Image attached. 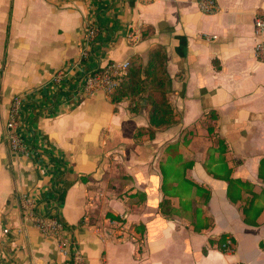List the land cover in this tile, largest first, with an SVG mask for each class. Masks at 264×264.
Instances as JSON below:
<instances>
[{"label":"crops","instance_id":"crops-1","mask_svg":"<svg viewBox=\"0 0 264 264\" xmlns=\"http://www.w3.org/2000/svg\"><path fill=\"white\" fill-rule=\"evenodd\" d=\"M215 2L205 13L197 0H0V264H67L53 237L23 222V192L69 227L82 264H264V62L254 55L264 0ZM88 25L96 35L79 62ZM156 47L177 122L135 136L149 124L145 101L133 112L129 99L82 95L80 80ZM60 69L68 75L53 83ZM15 94L27 154L5 140ZM122 214L141 243L116 237L108 220Z\"/></svg>","mask_w":264,"mask_h":264},{"label":"built area","instance_id":"built-area-1","mask_svg":"<svg viewBox=\"0 0 264 264\" xmlns=\"http://www.w3.org/2000/svg\"><path fill=\"white\" fill-rule=\"evenodd\" d=\"M197 4L202 12L211 13L217 8L215 0H197ZM264 32V17L256 16L254 20V33L257 36ZM96 35V29L90 25L86 28L84 46L81 50L80 60L86 58L87 49L90 41ZM254 55L257 60L264 62V40L260 39L254 45ZM129 61L124 62H108L104 67L87 73L80 80V91L82 95H91L96 91H104L110 93L111 90L119 83L120 79L126 74V69ZM68 75V71L60 69L52 75L53 83L62 82ZM24 100L23 94H15L12 96L7 120L5 123V140L9 150L14 153L27 154V147L23 143L19 132L18 122ZM95 200L94 196L87 198V206H91ZM20 213L24 223H28L36 228L44 236L53 237L56 241L58 252L66 258L67 264H82V255L79 248L76 246L74 239L71 237L69 227L60 219L55 211L48 214H40L36 211V204L32 196L23 192L18 196ZM87 222L89 217L87 213L83 217ZM109 224L118 230V239L131 240L136 243H141L142 239L138 236L135 230L130 229L131 225L126 221V215H119L118 220L109 219ZM20 228L16 233L20 232ZM11 232L9 226H4L2 229L4 242L8 241L7 235ZM107 237H111V233L107 231ZM221 247L225 252L231 253L234 251V242L231 237H226Z\"/></svg>","mask_w":264,"mask_h":264},{"label":"trees","instance_id":"trees-1","mask_svg":"<svg viewBox=\"0 0 264 264\" xmlns=\"http://www.w3.org/2000/svg\"><path fill=\"white\" fill-rule=\"evenodd\" d=\"M84 60V59H82ZM170 79L165 67V53L161 48H154L146 61H143L138 55H133L129 59V65L126 74L120 79L119 83L109 93L110 100L113 103L129 99L133 105H130L131 111H137L141 102L145 101L148 105V126L139 127L135 130V136L148 135L154 137L159 128L168 127L177 122V113L174 111L168 100ZM219 146L222 148V142L219 139ZM82 181L86 177L81 176ZM229 185L239 183L238 180L229 178ZM71 185V182H64L59 193V198L63 199L65 190ZM134 197V196H132ZM167 199H163L159 208L164 215L172 211ZM260 210V209H259ZM256 213H259L257 210ZM110 215V214H108ZM111 217H113L111 215ZM249 224H256L254 220H247ZM224 242V238L220 239ZM222 250L223 248L220 247Z\"/></svg>","mask_w":264,"mask_h":264},{"label":"water","instance_id":"water-1","mask_svg":"<svg viewBox=\"0 0 264 264\" xmlns=\"http://www.w3.org/2000/svg\"><path fill=\"white\" fill-rule=\"evenodd\" d=\"M145 102H143V104H144Z\"/></svg>","mask_w":264,"mask_h":264}]
</instances>
